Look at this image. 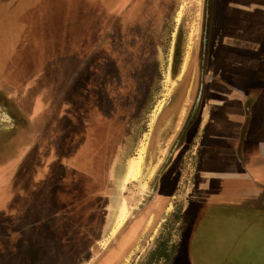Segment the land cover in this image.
Listing matches in <instances>:
<instances>
[{"label": "rangeland", "instance_id": "1", "mask_svg": "<svg viewBox=\"0 0 264 264\" xmlns=\"http://www.w3.org/2000/svg\"><path fill=\"white\" fill-rule=\"evenodd\" d=\"M204 5L0 0V95L12 102L26 134L42 135L39 154L48 160L38 164L52 174L51 187L39 193L34 170L24 173L8 204L0 190V264H161L162 255L167 264H264V205L260 214L201 213L183 249V236L173 232L182 227L172 217L176 201L190 196L183 188L119 258L111 253L193 103ZM193 135L158 202L172 191L174 172L190 179ZM141 155L138 179L127 182ZM65 179L72 198L59 184ZM171 240L177 252L167 248Z\"/></svg>", "mask_w": 264, "mask_h": 264}, {"label": "flooded vegetation", "instance_id": "2", "mask_svg": "<svg viewBox=\"0 0 264 264\" xmlns=\"http://www.w3.org/2000/svg\"><path fill=\"white\" fill-rule=\"evenodd\" d=\"M263 8L259 4H249V0H205L201 22V35L195 57L197 77L193 103L188 109L187 116L178 130L165 160L150 182L147 196L129 218L128 224L119 232L111 249V253H114L115 257H120L121 252L119 251L129 245L134 235L136 236L141 232L143 225L152 215L157 216L165 210H168L169 204H172L170 199H173L171 195L174 192L173 190L178 191L183 188V190H188L187 192L190 195L188 199L176 201L180 204L176 205L177 211L175 212L174 210V214L172 215L173 219L177 218V226L182 227V229L178 228L173 232H176L179 238L183 236V249L186 246L184 242L192 234L196 221L200 219L201 213L211 212L212 206L202 203V200L206 199L212 193L210 187L211 178L201 172L199 154L195 152L194 148L190 157V160L194 162L190 169V179L187 182L182 181L180 173L176 178V173L174 172L172 186H168L172 191L168 195H164L159 202L158 200L164 186L170 183L169 180H171L173 171L171 168L179 159L183 151L182 149L186 147L187 139L194 133L193 139L197 140L200 136L198 122L204 120L202 108L207 100V93L210 89H213V91L221 89L228 94L230 92L239 97L237 102L238 105L243 107L242 118L247 127L249 113L245 92L250 88L256 90L260 85V81L256 80V75L258 74L256 71L253 77L249 79H247V75L245 74V60L252 59L260 64V45L258 44L260 41V30H250L248 25H256L255 23L247 22V19L251 16L253 20L259 19L260 23V19H264V16L260 18V11ZM249 43L251 45L255 43L256 47L253 50H248ZM182 92V89L177 90L175 102H178ZM228 94H224L226 97L220 99L219 104L227 101ZM14 108L12 102L1 94L0 139L6 137L7 129L12 124L15 125L14 127L22 125L20 117L17 116L18 112H15ZM245 126L242 129V133L245 131ZM157 203H160L158 208H156ZM185 225L186 228L184 227ZM172 236L176 237L175 235ZM169 243L172 246L167 248L174 249L176 252L179 250L173 247L176 240H171ZM168 259L169 256L162 255L160 263L167 264Z\"/></svg>", "mask_w": 264, "mask_h": 264}, {"label": "crops", "instance_id": "3", "mask_svg": "<svg viewBox=\"0 0 264 264\" xmlns=\"http://www.w3.org/2000/svg\"><path fill=\"white\" fill-rule=\"evenodd\" d=\"M263 3L264 0H249L252 5L262 6ZM261 10L260 18L264 16V8ZM249 17L247 22L256 26L248 25V28L260 30V64L252 59L245 60V74L249 79L256 71L260 85L256 90L250 88L245 92L249 113L247 127L242 118L243 107L237 102L239 97L221 89H210L202 108L204 121L199 123L200 136L193 140L194 150L199 154L200 170L211 178L212 193L202 200L203 204L212 206L211 211L260 214L264 205V189L260 187L264 174V19L259 23V19ZM255 47V43H249L247 48L253 50ZM224 94H228V99L219 104V100L226 97ZM14 126L12 124L6 137L0 139V190L7 197V204L13 202L10 196L13 197L15 188H18L15 180L26 172L34 170L40 182L39 193L40 189L45 191L52 184L51 172L38 164L41 160H48L46 153L39 154L42 135L26 134L25 129ZM64 169L69 176V171ZM59 184L67 191L65 195L72 198L73 193H68L72 182L65 179Z\"/></svg>", "mask_w": 264, "mask_h": 264}, {"label": "bare ground", "instance_id": "4", "mask_svg": "<svg viewBox=\"0 0 264 264\" xmlns=\"http://www.w3.org/2000/svg\"><path fill=\"white\" fill-rule=\"evenodd\" d=\"M142 160H143V156L141 155L137 160L131 162L128 168L127 182L129 180L138 179L140 172H141V168H142ZM126 215H127V208L124 207L119 216L118 226L121 225V222L124 220Z\"/></svg>", "mask_w": 264, "mask_h": 264}]
</instances>
